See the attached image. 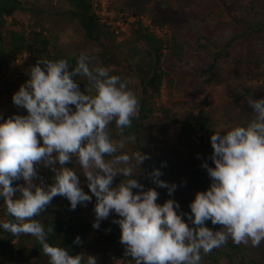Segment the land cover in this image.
<instances>
[{"label":"clouds","instance_id":"1","mask_svg":"<svg viewBox=\"0 0 264 264\" xmlns=\"http://www.w3.org/2000/svg\"><path fill=\"white\" fill-rule=\"evenodd\" d=\"M91 2L100 22L117 36L126 31V23L155 27L143 16L121 13L115 20L107 0L105 8ZM28 74L30 78L12 97L27 114L7 119L0 115V200L5 214L12 218L0 219V229L14 236L35 237L48 264H98L95 255H73L48 241L53 228L45 231L37 217L58 195L66 197L73 210L94 195L93 228L98 229L115 212L119 218L113 222L120 227L125 256L135 264H202V255L229 240L252 247L264 242V97L247 98L252 116L246 123L211 135L214 166L203 164L211 184L197 191L186 221L185 213L177 211L176 200L158 203L156 188L144 190L134 175L147 154L122 150L125 140L134 143L136 136L129 134L116 141L110 134L114 122L123 136L139 114V100L126 79L110 74L86 51L79 54L74 66L63 58H38ZM80 78L87 81L83 91ZM70 161L76 166L69 167ZM40 165L51 168L53 183L47 184L39 176ZM78 173L86 178L90 192L82 187ZM152 175L158 186L173 193L176 185L160 179V169H154ZM118 176L124 179L114 184ZM21 180L23 183H13ZM208 220L222 227L213 230L206 225ZM74 243H81L80 236Z\"/></svg>","mask_w":264,"mask_h":264},{"label":"rangeland","instance_id":"2","mask_svg":"<svg viewBox=\"0 0 264 264\" xmlns=\"http://www.w3.org/2000/svg\"><path fill=\"white\" fill-rule=\"evenodd\" d=\"M216 1L214 0V2ZM33 2L34 0H29V4ZM262 2L264 1L262 0ZM37 3L43 9L51 8L52 5L60 6L63 9L70 7L63 0H37ZM107 3L109 9L114 12L115 20L119 18L121 13L137 18L134 16V12L140 11L138 16L145 17L146 22L150 18L155 26L154 29H148L149 31L162 37L167 44L172 42L173 36L176 34V40L183 47L181 56L183 61L176 64L178 69L174 72H171L169 64H166L169 63V50L163 51L164 55L161 57L160 65L167 74L163 75L160 84L161 91L154 99V116L146 121L144 128V132L153 130L154 140H159L161 136H164L169 147L178 148L180 153L178 155L171 152V154L169 152L163 154L158 150L159 155L154 158L152 156L150 162L152 163V158L157 162L163 158L184 169L194 160L193 150L199 148L205 153L204 158L202 152L200 155L201 159H204L203 163L207 162L214 166V162L211 160L213 148L211 140H208V134L195 130L191 133L190 144L185 143L181 139L182 125L179 118L187 111H192L194 115L204 113L215 131L226 130L251 118L252 108L248 104L247 98L259 99L264 97V24L259 32L245 33L242 38L235 41L232 47L227 48L230 56L220 58L213 73L218 77L212 82H206L208 75L202 73L203 66L208 63L207 58L209 59L210 53L219 50H217L219 43H216L217 48L213 45L207 46L204 49V56L197 55L198 52L193 51L192 46L199 47V44H196L198 38L209 36L211 33L212 24L202 21L197 14L198 12L209 11L207 7H200L199 4H194L189 0H107ZM183 5L191 7V12L194 11L192 17H185V19L180 17L183 13L179 9ZM255 7L257 13H253L251 10L244 12L245 22L250 20H254L257 24L264 22V4L258 5L256 3ZM231 9V6L226 9L223 7L217 15L218 19H225L223 24L215 27L214 32L215 36L222 38V41L230 39L237 30L245 29L244 26L235 25V23L231 27L228 26L227 22L231 18ZM15 19H17L16 23L11 24L10 27L23 32H28L31 28H38V30L44 28L49 37L48 50L50 52L57 51L67 55H74L82 51L89 52L97 61L109 69L110 74L119 75L122 79H126L128 87L135 92L137 98L140 97L141 87H138L140 71L138 72L136 66L142 68L141 70L147 68L152 57L145 44L136 40L133 33L134 29L142 26L141 22H132L131 25L126 23V31L122 35H104L101 38L102 43H96L83 38L75 25V21L60 19L51 22L46 14L29 10L16 12ZM180 19L188 22L185 23L187 27L179 24ZM8 21L11 22L12 19L9 18ZM163 28H166L167 31L163 32ZM37 48L39 47L15 56L9 60L7 67L3 70L0 77V115L4 119L13 114H27L25 108L18 107L13 103L12 97L19 89L17 81L19 77L24 75L22 70L29 71L31 66L37 63L38 58L44 54L42 49L37 50ZM201 50L202 47L199 51L201 52ZM80 80L84 81V78ZM248 90L250 93L246 94L245 92ZM109 130L114 140H125V136L117 134L112 127L109 126ZM134 144L125 140V147L122 151L129 154L140 151ZM169 147L167 150H170ZM144 162L145 160L141 164L142 167ZM47 169L51 168H45L43 165L38 166V172L41 171L44 175ZM205 170L206 168L203 171ZM205 178L208 180V187H210L211 178L208 174L207 176L205 174ZM36 182L39 183V181ZM196 193V189L193 188L190 194L178 191L172 196L183 207L185 205L190 206ZM91 208L94 211L95 205H92ZM84 212L88 213L87 208H84ZM89 216L94 222L95 213ZM97 230L94 228V231L89 235V241L97 235ZM257 248H262L261 252H264V242L256 247V250H260ZM95 250L86 247L85 254ZM105 256L106 260H102L101 264H122L121 259L111 262L112 258L109 252Z\"/></svg>","mask_w":264,"mask_h":264},{"label":"trees","instance_id":"3","mask_svg":"<svg viewBox=\"0 0 264 264\" xmlns=\"http://www.w3.org/2000/svg\"><path fill=\"white\" fill-rule=\"evenodd\" d=\"M70 5L65 9L60 6H53L51 8H41L37 0L29 4V0H0V77L3 74V70L7 67L9 60L14 58L16 55L23 53L24 51L35 49H42L44 53L41 57H47L49 59H67L71 66H74L77 57L81 52H77L74 55H67L58 53L57 51L50 52L48 50L49 37L45 33L44 28H31L27 31H20L11 28V24H15L17 19H15V13L18 11H32L39 14H46L49 21L54 22L57 20L63 21H75V25L80 31L83 38L89 41H94L96 43H102L101 38L105 36H113L109 26L105 23L100 22L99 16L93 9L91 0H63ZM194 4H199L200 7H207L209 11L198 12L197 14L202 19V21L212 24L210 35L199 37L196 44L199 47L192 46L193 51L198 52L197 55L204 56V49L207 46L213 45L218 51L210 53L208 63L203 66L202 73L207 74L208 78L206 82L214 81L218 76L214 73L217 67V63L223 56H230L227 48L232 47V45L238 39L242 38L245 33L250 31L259 32L260 28L263 26L264 22L257 24L254 20L245 22L244 12L250 10L253 13L256 11V3L258 5H263L262 0H189ZM264 1V0H263ZM231 6V18L228 20V26L231 27L234 23L244 26V30H237L232 34L230 39L227 41H222L220 36H215V27L219 24H223L225 19H218L217 15L222 11L223 7L226 9ZM179 11L181 18L192 17L193 12H191V7H185L184 5L180 7ZM139 12H134V16H138ZM11 18L12 21L9 22L8 19ZM187 22V21H186ZM185 21L180 19L179 24L185 25ZM245 22V23H243ZM188 23V22H187ZM184 30V29H183ZM135 39L143 42L148 48L150 55V64L147 68L137 67L139 74V84L141 87V95L139 100V114L137 117L132 119V125L130 128L125 129L123 136H128L129 134H134L136 136L135 144L137 149L147 154V161L145 159L143 167L134 170V175H137V179L141 184L144 185V190L148 188H156L159 193L157 202L162 204L167 199H174L172 194L176 192L189 193L194 188L196 191H204L208 188V180L205 178L207 176V169L205 171L203 167V160L201 159V149L196 148L193 150L194 160L191 161L189 166L186 168L179 167L175 163L160 159V162L154 161L153 158L158 156V150L161 153L171 152L174 155H178L180 150L178 148H171L168 142L165 140L164 136H161L159 140L153 139V130H148L144 132L146 121L154 116L155 110V96L159 95L161 91L160 84L162 82L163 75L167 72L164 71L160 65L161 57L164 55V48L168 47L169 56L168 62L171 72L178 69V62H182L183 47L176 40V34L173 36L172 42L170 44L165 43L164 39L158 35H155L147 28L139 26L133 30ZM113 34V35H112ZM202 47L201 52L199 49ZM89 53V52H88ZM40 57V58H41ZM165 69V68H164ZM29 71L22 70V75L17 81L18 88L26 82L29 77ZM81 79V78H80ZM85 81V83H84ZM80 81V88L83 91L87 83L86 79ZM182 81V79H181ZM177 86V85H176ZM246 94L250 91H246ZM74 107V106H73ZM179 122L182 125L181 139L187 144H190L191 133L195 130H200L208 134V140H210L211 135L215 130L212 128L211 123L204 113L201 115H194L192 111H187L181 115ZM247 121H244L246 123ZM119 134L118 129H116L114 122L110 125ZM42 142V141H41ZM157 143V145H156ZM134 144V143H133ZM134 144V145H135ZM169 147L170 150H167ZM170 153V154H171ZM202 152L204 158L205 153ZM131 154V153H130ZM152 158V163L151 157ZM197 156V158H195ZM69 167H75V161H70L68 163ZM144 168L145 170H143ZM160 169L162 175L160 179L168 182L169 186L172 184L176 185L175 190L171 195L168 189L165 187L158 186L153 179V170ZM39 176L47 184L53 183L52 177L54 173L51 169H47L45 175L39 171ZM81 179L82 187L86 192H90L88 189L86 178L78 173ZM124 177H116L114 184L119 183ZM39 181V180H36ZM14 184L23 183V181H14ZM38 183V182H37ZM203 187V189H202ZM140 189H133L134 192ZM91 194V193H90ZM96 197L93 195V199L85 204H79L74 210L70 207V201L63 196H56L53 198L52 202L47 206L46 210L40 214L37 219L41 221L44 225L45 231L48 228H53V232L48 233L47 239L51 244H59L62 247L67 248L71 254L75 255L78 253H83L85 255L91 254L97 257L98 264H101L102 260H106L105 254L109 252L112 260L121 259L122 264H135L131 257L125 256V246L120 242L121 230L118 223H114L119 217L115 212H111L107 219H104L100 223L97 235L89 241V235L94 231L93 222L89 215L94 214L91 206L95 205ZM180 205V204H179ZM184 205V204H183ZM84 208H87L88 213L84 212ZM178 212H183L185 215L183 219L187 221V214L191 212L190 206H181L177 209ZM0 217L1 219H12L5 214V208L3 206V201L0 200ZM190 223V221H189ZM206 225L213 230L219 229L220 225H212L211 221L205 222ZM77 236H80L81 243L76 244L74 240ZM96 249L92 253L85 254V248ZM252 247L244 244H235L231 240L227 244L220 248H214L210 253L202 255V264H263L264 252H261L262 248ZM0 264H48V257L43 254L39 242L30 235L21 234L19 236H14L9 232L0 229Z\"/></svg>","mask_w":264,"mask_h":264},{"label":"built area","instance_id":"4","mask_svg":"<svg viewBox=\"0 0 264 264\" xmlns=\"http://www.w3.org/2000/svg\"><path fill=\"white\" fill-rule=\"evenodd\" d=\"M94 1V6L95 7H102L105 8L106 5V0H93ZM103 13H105V11H103Z\"/></svg>","mask_w":264,"mask_h":264}]
</instances>
